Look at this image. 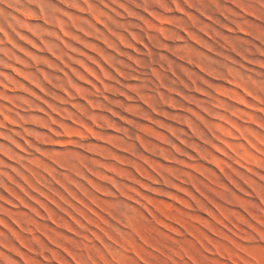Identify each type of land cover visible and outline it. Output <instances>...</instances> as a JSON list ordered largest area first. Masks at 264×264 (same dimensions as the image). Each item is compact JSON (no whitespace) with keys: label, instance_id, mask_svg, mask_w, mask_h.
<instances>
[{"label":"rangeland","instance_id":"rangeland-1","mask_svg":"<svg viewBox=\"0 0 264 264\" xmlns=\"http://www.w3.org/2000/svg\"><path fill=\"white\" fill-rule=\"evenodd\" d=\"M0 264H264V0H0Z\"/></svg>","mask_w":264,"mask_h":264}]
</instances>
